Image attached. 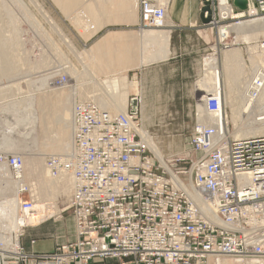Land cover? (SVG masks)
Masks as SVG:
<instances>
[{"label":"built area","instance_id":"obj_1","mask_svg":"<svg viewBox=\"0 0 264 264\" xmlns=\"http://www.w3.org/2000/svg\"><path fill=\"white\" fill-rule=\"evenodd\" d=\"M250 2L264 14V0ZM138 8L140 27L166 26L168 5L138 0ZM259 44L264 48V39ZM129 99V110L116 116L93 100L75 102L71 156L45 159L53 175L64 171L74 180L64 208L74 239L29 253L19 239L0 238V264H264V135L229 137L222 97L207 95L205 113L215 123L194 126V159L161 163L139 135L142 97ZM23 163L0 153V165L15 177ZM28 194L19 202L26 216L34 212Z\"/></svg>","mask_w":264,"mask_h":264},{"label":"rangeland","instance_id":"obj_2","mask_svg":"<svg viewBox=\"0 0 264 264\" xmlns=\"http://www.w3.org/2000/svg\"><path fill=\"white\" fill-rule=\"evenodd\" d=\"M110 1L111 0H96V2L95 0H0V61H2L0 62V115L2 114L0 116V141L3 139L17 138L18 134L15 133L14 130H9L6 126L7 123H12L14 119L13 116H10V112L22 110V107L26 109L24 103L29 97L41 96V93L37 91L38 89L36 87L38 83L36 84V82L46 77L45 75L50 76L54 73L56 76L65 75L69 79L68 84L62 87L66 88L64 91L67 93L69 90H72L74 93L73 104L75 100L84 101L86 99H91L95 103L100 101L99 99L114 100L120 94L118 89L115 90L107 87L103 85L102 82L125 75L128 82H137L127 89L128 94L125 99V107L128 99L132 95H141L142 110L141 114H139L141 128L149 133L156 145L160 146L162 144V150L164 151L163 158L177 159L178 157H185V163L181 165H187L191 158L194 159L195 157V154H193L189 148L192 130L197 122H208L199 112L201 108L199 105L201 106L202 104L201 98L204 94L199 91V84L204 79V59L207 57H216L218 59V67L222 80V93H224L226 91V86L225 71L222 67L223 51L228 49L233 41H237L234 46L238 47L244 55V62L234 67L236 71L235 75L233 74L235 82H232L234 83L232 98H238L237 89L241 85L240 81H246L247 75L244 78L242 76H244V72L248 70L251 64L249 60H247L252 55L248 48L255 44L253 42L255 39L242 40L241 35L232 31L229 37L222 41L220 40L218 31L219 25L229 26L239 22L238 19L222 20L219 22L218 27L201 22L189 30L176 32L175 35L170 37L172 52L174 49L178 54L174 59L151 63L145 67L130 69L128 71L115 69V66H119V59L117 60L118 64L113 62L110 53L112 52L114 54V50L109 51L108 49H100L99 52L91 49L99 44L104 36L108 35H104L105 33L114 29V27L122 26H114L106 23L100 31L98 30L93 35L92 33L97 29V25L91 22L90 28L89 26L87 27L91 19V14L88 9L89 5H87L88 2H92V4L96 5L99 4V2ZM132 1L137 2L136 0H131V2ZM156 1L160 3L166 2L165 0ZM167 1L170 2V0ZM125 2L129 1L125 0ZM94 10H96V13L99 15L98 17H102L99 22L107 20V17L101 15L102 12L99 14L97 9ZM112 10L114 9H110L109 11L111 12ZM67 11L69 12L68 14ZM83 14L87 16L86 18H88L89 21L84 26L83 24L79 25L81 21L78 22L80 19L78 17H82ZM47 15H49V17H47ZM96 16L95 14L92 17ZM263 16L264 14L249 17L245 14L241 20ZM48 18L54 23L53 25L47 21ZM97 18L96 20H98ZM129 29L132 31L135 30L133 33L139 31V29H134L133 27ZM145 29L165 30V27H145ZM126 30H128V28H126ZM142 34L144 35V32ZM62 36H65L71 41L75 50L68 47L67 42L63 40ZM261 39H263V36H258L256 41ZM155 41L156 35L155 38L150 40V46L144 47L145 50H143V46L140 47V45H138L137 37L130 40L133 55L135 57L143 56L140 55V50H149V57L158 56L160 53L155 52ZM175 42H177V46L173 47V43ZM77 52L81 53L83 56L85 60L84 63H81L77 58ZM62 87L51 86V88L54 89H63ZM223 104L228 120V122H226L229 126V133L233 138L232 133L234 132V128L230 123V106L227 102ZM57 110L58 107L55 105L48 107L49 112L45 111L44 114L51 113V115H53L52 121L49 120L47 122L46 119L47 125L43 128V132L35 139L34 146L30 152L32 156L40 158L43 165L45 164V159L49 156L66 158V153L59 151L57 148L68 142L72 144V131L70 132L71 135L55 132L58 124V120L55 118ZM4 120L8 122L6 123ZM50 125H52L51 128ZM45 128H47V130L44 132ZM14 136L16 137L14 138ZM63 136H65V139ZM149 150L151 151V149ZM0 152L20 155L16 150L6 151L0 149ZM151 153L154 155L153 151H151ZM23 159L26 175V177L23 178L25 181L27 180L26 182L33 189L31 192H36L38 182L33 173L34 163L30 157H24ZM5 185L6 182L1 180L0 202H4L8 196L15 192L14 190L8 195L7 193L1 192V189H3ZM28 192H23L20 195V201L29 199ZM70 195L71 187L65 195L61 192L60 194H56L55 198L53 197L51 200L49 198L42 199L40 203L50 205V207H47L49 210L44 215H41L37 222L38 224L45 222V226L48 228V230H46L49 233L53 235L56 233L60 234V236H64L67 240H69L70 237L69 229L72 227L73 219L71 212L69 210H64V208L69 202ZM43 209L44 207L41 208V210ZM16 213L19 214V211L16 210ZM4 217L7 219V222ZM4 217L0 218V222L2 223L5 233V227L7 226L8 228L6 229H10V223L8 222L9 216L6 215ZM37 223L26 226L25 228L23 227L22 238L19 237V239L27 238V236L31 237L35 234V226L38 225ZM67 240L66 242L70 241Z\"/></svg>","mask_w":264,"mask_h":264},{"label":"bare ground","instance_id":"obj_3","mask_svg":"<svg viewBox=\"0 0 264 264\" xmlns=\"http://www.w3.org/2000/svg\"><path fill=\"white\" fill-rule=\"evenodd\" d=\"M111 1L112 2H125V0H121V1L111 0ZM136 1L138 2V0ZM165 1L168 2L167 0ZM166 2L163 4L167 5ZM233 7L234 6L232 5V2L230 3L229 0H216L217 19H214L213 22L210 24L218 27L219 22L222 20H225L226 18L233 19V20L238 19L239 22L233 23L229 26L219 25L218 31L220 35V40L222 41L225 38L229 37L232 31H235L239 35H241L242 40H254L255 39V41H253L255 44L248 48L249 52H251L252 54L251 56L249 55L250 57L247 56L249 57L247 60H249V63H251L250 67L248 68L247 71L244 72L243 74L244 76H242L244 78L247 75V78H246V81H242V80L240 81L241 85L237 89V93L239 95L238 98H232V88L234 86V83L232 82H235L233 74L235 75V71H236L235 70L236 68L234 67L240 64L241 62H244V55L242 54V52L240 51L238 47L234 46L236 45L237 41H233V42L231 41L232 43L230 47L223 51L222 67L225 71V86H226V91L224 93H222L223 92L222 91V80L220 77V70L218 67V59L216 57L205 58L204 59L205 69H204V76H203L204 79L199 84V87H200L199 91L204 93L201 98L202 104L201 106L199 105V107H201L199 109V112H200V115L202 114L208 122L207 123L197 122V124L207 125V124L215 123L214 116L212 114L205 113L204 101L207 95L217 94L220 98L222 97L223 103L227 102L230 106V111H231L230 123L234 128V132L232 133L233 138L241 139V138H248V137L264 135V48H262V46L259 44L262 41V39L259 41L258 40L256 41L258 36H263V39H264V16L241 20L245 16V14L248 15L249 17L262 15L258 11H256L255 8L252 7L250 0H247L246 10L240 11L241 15H236L234 11L232 12ZM47 17H49V15H47ZM86 17L87 16H85L84 14L82 17L80 16L78 17L80 18L78 22L81 21L79 25L83 24L84 26L85 24H87V22H89L88 18ZM47 21H49L52 25L54 24L50 18H48ZM166 24H167V14H166ZM88 26L90 28L91 20H90V23L87 24V27ZM140 29L144 30L145 28L140 27ZM151 37H155V31H153L152 29L151 30L148 29V31L145 30L144 38H151ZM62 38L65 42H67L68 47H71L73 50H75V48L71 44V41H69L65 36H62ZM164 39L166 43L162 47V50L160 54L158 55V59H162L168 53L169 34L165 36ZM145 46L146 44L144 43L143 50H145L144 48ZM147 46L149 47L148 43H147ZM101 47H104L103 43L100 45V48ZM92 48L93 49L91 50L100 52V48L98 44ZM141 53H142L141 55L143 56L140 57V62L141 64H143V63H146L145 57L147 54V50L141 51ZM76 56L81 63L85 62L81 53L77 52ZM251 66H252V69H251ZM45 76L46 77L40 79L39 82H36V84L38 83V86L36 87L38 89L37 91L41 93V96L40 97H37V96L29 97L24 103L26 105L25 106L26 109L22 107L23 111L22 110L11 111L10 116L14 117L12 123H7L8 121L6 122L4 120L7 123L6 126L9 128V130H14V132L17 133L18 136L16 139L9 138V139H3L2 141H0V149L6 150V151L16 150L23 158L30 157L34 163L33 173L36 176L37 182H38L36 192H31L33 191V189L26 182L27 180L26 181L24 180V178L26 177L24 163L22 167V172L17 173V174H20L21 177H15L14 173L13 172L11 173L10 170L8 169L9 167L0 165V178H1L0 181L2 180L6 182V185L4 186L3 189H1V192L7 193L8 195L15 190V192L12 195L8 196L4 202L3 201L0 202V218L7 215L9 216L8 222L10 223L9 224L10 229H6L8 227L4 226L6 230L4 233L2 223L0 222V238H2L3 240L9 241V242L18 241L23 227L37 223L39 221V217L47 213V211L49 210V208L47 207H50V205L41 204L40 202H42V199L49 198L51 200V198L53 197L55 198V195L60 194L61 192L64 193L65 195V193L69 191L70 187H71V192H72V188L74 187V180L72 178L71 173H64V171H60L56 175H53L51 167L46 165V162L43 165L40 158L32 156V154L30 153L32 150V147L34 146L35 139L37 138L38 135H40V133L43 132L42 131L43 128L46 127L47 125L46 119H47V122L52 119L53 115H51V113L44 114L45 111L49 112L48 107L49 106L52 107L55 105L58 107V110L55 115L56 120H58L57 122L58 124L56 126L55 132H59V133L62 132V133L70 134V132L72 131V144L68 142L67 144L60 146L57 149L61 152L66 153L65 160L69 159L73 151V125L71 122L70 114L73 108L72 104L74 100V93L72 92V90H69V91L67 90L68 91L67 93L66 91H64V89L66 88L62 87L68 84L69 79L65 85H58L56 84L55 80L60 78L61 75L56 76V74L53 73L50 76H47V75ZM102 83L103 85L107 87L113 88L115 90L118 89L120 94L114 100L99 99L100 101H97L96 102L97 104L95 102L94 103L100 109L105 110L108 113L112 114V116H116L117 113L124 114L125 112H127L130 106L129 105L130 99H128L127 105L125 107V99H126V95L128 94L127 89L129 86L136 84L137 82L135 81L128 82L125 75L124 76L122 75L121 77H115L108 81L105 80ZM51 86L62 87L63 89L61 88L54 89V88H51ZM134 95H138V94H134ZM140 96L141 95H138V97ZM233 96L235 97L234 94ZM86 100H91V99H86ZM78 101L79 100H75V102H78ZM15 108H16V105H15ZM141 110H142V105H141ZM222 119H224L223 115H222ZM51 126L52 125H50V128ZM46 130L47 128H45L44 132ZM228 133H229V129H228ZM139 135L141 136L142 141L146 143L147 147L151 149V151H153L154 155L151 153L150 154L154 158L158 159L161 163H166L168 161L173 160V159L163 158L164 151L162 150V144L160 146L156 145L153 139L151 138V136L149 135V133L143 128H141V123L139 127ZM15 137L16 136H14V138ZM64 137L65 136H63V138ZM229 137H231L230 133H229ZM189 148H190V145H189ZM24 186H26L28 190L30 189L29 191L32 197H34V199H37V200H34L35 202L34 212L32 213L30 212L27 216L24 213L21 214L19 210L20 208L19 202L21 200L20 192L23 191ZM39 207L41 208L44 207V209L41 210V208ZM16 210L19 211V214L16 213ZM4 219L7 222V219L5 217Z\"/></svg>","mask_w":264,"mask_h":264},{"label":"crops","instance_id":"obj_4","mask_svg":"<svg viewBox=\"0 0 264 264\" xmlns=\"http://www.w3.org/2000/svg\"><path fill=\"white\" fill-rule=\"evenodd\" d=\"M166 4L168 5V9H167V24L165 26V30L154 29L153 31L156 32L155 33L156 41L154 42V45H156V51H155L156 53L161 52L162 47L166 43L164 37L169 34L168 53L162 59H158V56L150 58L149 57L150 51L148 50L145 57L146 63L141 64L140 62L141 56L135 57L133 55V51H131L132 47L130 44V40L137 37L138 45H140V47L143 46L144 43L146 44V46L147 43L150 46V40H152L155 37L144 38V35L142 33L145 30L146 31L148 30L140 29L139 8L137 7L138 6L137 2H131V0H129V2H99V4L96 5L92 4V2H88L87 5H89L88 9L90 11L92 20L90 18L89 19L91 20V22H94L97 25V29L92 33V35L95 34L98 30L100 31L104 27L103 25H105L106 23L114 26H122V27H114V29H111L110 31L105 33L104 35L106 34L108 35L104 36L98 44L99 48L102 43L104 44V47H101L100 49H108L109 51L114 50L115 52L114 54L112 52L110 53L112 55V60L115 64H118L119 62V66H115V69L128 71L130 69L142 68L151 63L163 62L166 60L174 59L178 55L174 49L172 52L171 49L172 42L170 44V37H172V35H175L176 32L189 30L202 22L201 20L202 3L201 0H170V2H166ZM94 9H97L99 14L102 12L101 15H103V17H107V20L106 21L103 20L104 22H99L102 17H98L99 15L96 13V10ZM110 9H114V10L110 12L109 11ZM234 10L237 13L240 11L236 7H233V11ZM68 13L69 12L67 11V14ZM95 14L97 16L92 17ZM96 18L98 20H96ZM130 27H133L134 29H139V31L133 33L135 30L132 31L131 29H129ZM126 28H128V30H126ZM174 46H177V42L173 43V47ZM141 54L142 53L140 50V55ZM118 59L119 61L117 62ZM45 225H46L45 222L36 225L35 226L36 233L33 234L31 237L27 236V238L25 237L24 239H21L22 238L21 236V238L19 239L20 243L23 245V247L27 252L29 253L49 252L52 251L57 244L66 242L67 239H65L64 236H60V234L57 233L55 235L49 233L47 231L48 228H46ZM69 230H70L69 240L72 241L74 239L73 224ZM86 264H116V262L108 261L106 263H100V262L90 261ZM125 264H134V263L126 262ZM225 264H232V263L225 262Z\"/></svg>","mask_w":264,"mask_h":264},{"label":"water","instance_id":"obj_5","mask_svg":"<svg viewBox=\"0 0 264 264\" xmlns=\"http://www.w3.org/2000/svg\"><path fill=\"white\" fill-rule=\"evenodd\" d=\"M201 3V20L204 24H210L214 19H217L216 0H201ZM232 5L240 11H244L247 8V0H232Z\"/></svg>","mask_w":264,"mask_h":264}]
</instances>
